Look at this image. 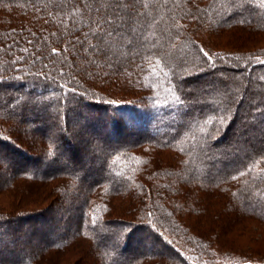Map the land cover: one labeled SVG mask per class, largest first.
<instances>
[{"label": "trees", "instance_id": "1", "mask_svg": "<svg viewBox=\"0 0 264 264\" xmlns=\"http://www.w3.org/2000/svg\"><path fill=\"white\" fill-rule=\"evenodd\" d=\"M0 195V264H264V0H0Z\"/></svg>", "mask_w": 264, "mask_h": 264}, {"label": "rangeland", "instance_id": "2", "mask_svg": "<svg viewBox=\"0 0 264 264\" xmlns=\"http://www.w3.org/2000/svg\"><path fill=\"white\" fill-rule=\"evenodd\" d=\"M23 125L25 127H29L28 124H23ZM1 163H3V162L1 161ZM3 164L5 165L4 167H5L6 172H8V170L11 169V167L8 165V163H3ZM8 202H9V200L7 198H5V197L0 195V208L9 205ZM64 213L67 216H72L73 215V212L67 211V210H65Z\"/></svg>", "mask_w": 264, "mask_h": 264}, {"label": "snow or ice", "instance_id": "3", "mask_svg": "<svg viewBox=\"0 0 264 264\" xmlns=\"http://www.w3.org/2000/svg\"><path fill=\"white\" fill-rule=\"evenodd\" d=\"M55 51V50H54ZM208 54L207 53H205V56H207Z\"/></svg>", "mask_w": 264, "mask_h": 264}]
</instances>
